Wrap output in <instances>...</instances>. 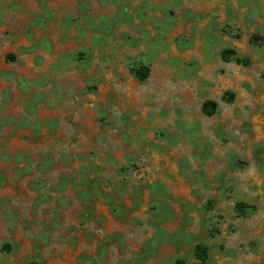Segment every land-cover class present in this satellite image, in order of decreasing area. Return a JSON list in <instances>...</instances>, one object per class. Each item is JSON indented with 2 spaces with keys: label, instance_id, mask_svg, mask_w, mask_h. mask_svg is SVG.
I'll use <instances>...</instances> for the list:
<instances>
[{
  "label": "rangeland",
  "instance_id": "obj_1",
  "mask_svg": "<svg viewBox=\"0 0 264 264\" xmlns=\"http://www.w3.org/2000/svg\"><path fill=\"white\" fill-rule=\"evenodd\" d=\"M197 244L264 264V0H0V264Z\"/></svg>",
  "mask_w": 264,
  "mask_h": 264
},
{
  "label": "trees",
  "instance_id": "obj_2",
  "mask_svg": "<svg viewBox=\"0 0 264 264\" xmlns=\"http://www.w3.org/2000/svg\"><path fill=\"white\" fill-rule=\"evenodd\" d=\"M221 59L223 62H230L231 59L236 63H243L244 65L247 63L242 59L238 58L233 50H223L221 52ZM132 73L139 80L143 81L147 78L148 69L144 66H141L138 69H133ZM228 93H225L224 97L227 96ZM216 104L213 101H205L202 105V113L206 116H212L215 112ZM237 207L241 210H251L254 211L255 207L250 206L244 203H238ZM208 248L203 244H197L194 248V257L197 260V264H207V256H208ZM174 264H184L182 259H176Z\"/></svg>",
  "mask_w": 264,
  "mask_h": 264
}]
</instances>
